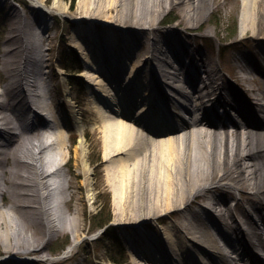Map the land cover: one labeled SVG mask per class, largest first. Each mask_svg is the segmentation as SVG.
Here are the masks:
<instances>
[{
  "label": "bare ground",
  "instance_id": "obj_1",
  "mask_svg": "<svg viewBox=\"0 0 264 264\" xmlns=\"http://www.w3.org/2000/svg\"><path fill=\"white\" fill-rule=\"evenodd\" d=\"M127 1L128 0H125L123 4ZM205 1L211 3L212 0H176L175 5L181 7L183 15L176 25L183 23L189 28L201 26L202 18L205 17L206 14V12H204V7L206 5ZM241 1V34L246 33L245 31L248 29L252 31V34L259 33L260 26L256 24V21L264 18V0ZM99 3L100 2H98V4ZM138 3L139 1L137 0L132 2L130 6V11L132 13H135L133 11L134 9L141 10L142 7H147L144 5L141 6V4ZM168 3L171 4L172 2L168 0ZM123 4L120 5L123 6ZM165 4H167L166 0H152L151 7H148L145 11L150 14L159 13L160 8ZM114 5L112 1L107 7L97 9L94 12H90L89 9L84 8L81 14L87 15L90 13V20L97 16L99 18L96 19L106 23L108 27L112 22L115 23V21L118 20L126 22L128 17L126 14L124 15L121 13L120 17L116 18L107 14V11L109 12ZM209 7L210 6H207L208 10ZM52 10L56 12L57 10L63 11L66 10V7L61 0H54ZM87 10H89V12ZM81 14H73L71 17L75 21H81ZM151 16L152 15L149 16V20H146V23L149 22L151 25H154L160 23L162 20L161 17L153 18V16ZM135 19L138 20L140 17L138 18V16H136ZM41 23H43V21ZM104 26L107 27L106 25ZM13 27L15 33L12 31L13 33L10 34L8 38L21 35L19 31H16V29L18 30L17 25ZM170 27L173 29L172 27L174 26ZM148 28V26L145 28L135 27L134 29L129 28V30L126 31H128L129 34L132 33V37L138 40V38H142L140 35L142 30ZM150 32H153V29L149 30V33ZM170 34L168 30L164 32L162 46L159 45V47L158 41L155 43L153 41L156 39V36L152 34L150 46L154 43L152 46L154 48V53L151 51L150 55L143 54L142 57H137L134 60L132 72H128V74L124 76L118 75L116 77L115 75L117 74L113 72V69H110L111 65L109 64L112 49L113 51L120 52L118 56L121 60L126 59L128 56H132L133 52L130 51L131 47L128 48L129 45H132L131 40L127 42L121 40V44L113 40L114 45L111 47L112 49H109V52H106L107 56L103 60L105 61L103 71L106 72L109 70V75L113 74L114 82L117 83V85L119 84V89L117 90L120 91L123 98V102L119 103V106H121L120 110H115L114 107L111 108V105L115 102L112 97L111 89L106 88L101 75L97 74L95 69L90 68L86 73H80L82 77L85 76L89 79H94L97 88L102 92L101 95L106 99L102 101L107 103L108 106L110 105V112L112 114H103L97 97L93 94L90 97L91 107L97 112V123L102 135L104 154L105 156L110 153L111 155H118L124 151L130 159L135 155L134 153L140 152L144 166L149 167L146 162L148 154L156 156L159 160L161 159V165L163 162L166 163V165H164L165 168L168 164H175L180 171V166L183 172L181 170L177 172L175 177L171 178V175H168V173L166 176L162 175L163 168L157 165L159 167L158 174H160L158 176L162 179L159 178V185L156 188V205L163 199L166 200V204H170V199L173 196L182 197L185 192H190V194H192V201H198V199L206 201V203L201 204L202 209H204L201 213L197 210L186 208V204L181 206V208H186V212L182 213L178 222L174 224V228L178 232L176 237L177 240L175 241L167 237V235H164L170 244L161 249L163 254L169 253V249L172 250L175 252L174 255L178 258L172 256L171 259L170 256L166 255L164 260L162 259L163 262L169 261L170 259V264H175V261H177L178 264H195L193 261L195 255L191 253V250H193L191 242H194V244L198 245L200 248L202 247V253L208 256L212 262L210 264H218L217 260L219 262L224 261L225 264H239L238 262H242V264H262L257 253L261 254L264 252V189H262L260 185L264 179V143H261V138H264V125L261 121L258 122V120H247L251 115V108L248 107L250 105L249 99L252 100L256 98V96L251 94L248 96L247 101V98L241 95L243 93L240 94L236 90H234V93L223 74L219 72L218 67L215 65L216 62L213 65L212 59L207 55H203L198 48L194 47L192 48L193 50H189L179 38L173 35L170 36ZM123 35L124 34H120L118 37L122 38ZM168 38H170V40ZM28 39V43L25 44L21 41L20 47L13 46L11 48L16 49L22 56L24 55L27 57V54L25 55L26 51L33 49L32 45L35 47L37 44L35 35L30 36ZM166 40L170 42L167 43ZM72 42L74 46H79L83 53L85 52V48H83L79 40L75 39ZM99 45L100 46H94L95 53L104 50L103 47H101L103 45ZM180 46L185 52L179 53L177 51V48ZM169 47H172L171 51L176 55V65L167 59L166 51L170 50ZM86 57L88 62L95 65V62L93 63L92 61V56L89 57L87 54ZM142 64L147 67V72L145 73H141V69H138ZM189 64H191L195 74L192 73L190 67H187ZM249 64L250 67L254 66V64L250 60L248 62L245 57L242 62L239 63L244 71L247 70ZM3 66L8 72L7 76H9V80L4 84L3 91L0 92V196L3 197L5 194L12 195V201L6 209L1 207L0 203V221L3 219L4 221H1V223L6 227H10V225L16 226V221L22 222L24 219L36 220L38 222L42 221V219H47V213H51V209H49L47 205L45 207L43 201H47V197L50 195L51 198L54 194H57L60 202L63 200L65 201V195L62 194L61 191H63L64 182H66L67 179L63 176V173L61 174L59 171L60 162H65L62 154H60V148L64 145V138L59 133L51 136L57 122L45 126L46 129L44 130L37 129L44 124L38 126L30 124L27 126L26 130L24 127L18 130L16 128L15 131L10 130L12 133L10 137L5 133L7 131L5 126H3L5 125L4 123H14L19 116H22L21 114L23 112L31 108L29 103L32 104L35 98L31 91L33 83L30 84L28 79L23 81L27 73V65H23L20 61L15 59L14 63L11 61V66L9 61H5ZM139 72L141 75H139ZM18 74L19 76L17 77ZM252 74L253 73H251V75ZM195 75L199 84L194 81ZM251 75L249 80H251V78L255 79V77ZM104 80H107V78H104ZM135 81L137 83H135ZM134 83L138 85L133 86ZM27 84L32 86L28 88V91H25L23 85L27 86ZM165 87H167L168 92L165 91ZM249 90L252 89L249 88ZM48 91L46 84H44L42 96H40L38 99L39 101L36 102L39 104L42 103ZM244 93H246V91ZM128 94L130 99L128 98ZM257 94L264 97V89ZM171 96L172 100H170ZM176 99L177 101H175ZM67 100L69 101L70 99L67 98ZM262 100H264V98ZM169 102L178 106L179 112L175 113L172 111L168 107ZM48 105L50 106V104ZM216 106L230 107L232 113L235 112L241 115L243 118L241 125H233L231 117L227 118V116H224L223 118L222 115H218L219 112L216 110ZM137 107L138 112H131V110ZM128 110L130 112H128ZM258 110L263 112L262 118H264V104L258 106ZM181 111H186V113L187 111L190 112L192 114L191 118L185 120ZM103 112H106V110L103 109ZM171 113L173 114L171 115ZM78 118L79 116L73 113L74 125L77 126L81 132L78 146L81 149L82 155L81 164L84 176L83 180L88 185V189H90V168L87 160L84 158L85 145L82 136L83 127L79 124ZM175 119L177 123L173 122ZM226 121L229 122L231 126H234L233 129H229L230 127L227 125L228 123H226ZM19 125H21V123ZM242 126L245 127V131L241 129ZM10 127L11 129L15 128L12 125ZM34 130H37L38 134L48 139L43 140L41 136L35 137L31 135ZM163 135L172 136L165 138L162 137ZM49 139L51 140L49 141ZM17 141L20 142L16 144ZM13 144L16 145L13 146ZM137 147H139L138 151L136 150ZM16 149H19V151ZM44 153H50L49 159L45 161L43 159ZM9 154H11L12 160L10 166H7ZM177 160H181L182 162L178 164ZM115 162L117 163V173L121 176L117 178H120L121 183L117 185L114 183L113 179H110L109 183L113 192H115V200L118 203H122L124 201L123 197L127 192L125 186L127 182L124 183L125 180L123 176L127 174L128 163L127 159L122 158L117 159ZM49 164L53 166V170L46 173L43 168ZM149 168L151 171H154V168L156 169L157 167L150 165ZM216 170H219V173L214 177ZM181 173L184 175H181ZM50 174H54L53 176H55L53 181L48 177ZM60 176L63 181L57 179V177L60 178ZM150 178L152 179L153 177L151 176ZM211 182L215 183L205 185ZM185 184L186 186L188 185V191L187 189L185 190V187H182ZM213 189L219 192L215 193L212 191ZM221 191L223 193L228 192L234 199L235 205L230 204L231 206H225L227 202L226 195L222 194ZM58 193H60V195H58ZM117 196H119L118 199ZM243 202L248 203V208L254 213L250 216L248 213L249 211L247 212V208H244L242 205L244 213L240 219H237L235 217V210L239 209L238 206L241 207ZM54 203L52 205L53 207ZM182 203L185 202L183 200L179 202V204ZM215 204L219 207L215 208L216 214L214 216V221L220 222V225L224 228L222 229L216 226V236L209 233V229H207L209 224H214L213 220L210 218L209 208ZM177 209L178 208L174 210L178 211ZM8 210H12V212L13 210L21 212L24 219L22 216H14L13 213ZM53 210L58 212L56 206ZM8 213H11L10 216H14L13 220L15 223L13 220H10L12 223L10 222L11 224L8 225L6 220V218L9 217ZM142 218L143 215L140 213L139 217L133 219L131 221L132 223L130 222V225L132 224L135 226L136 221L139 220L138 222H141L140 220ZM58 219L60 221L62 220V214L58 215ZM50 225L51 224L48 225L49 230H51ZM196 225L200 227L197 231L195 230ZM3 234L4 237L8 238L6 246H10L12 243L21 246L27 242L31 243L32 239V237L31 239L28 237L29 233L25 230H4ZM46 235L49 236V233L46 232ZM12 236L16 240L15 242H10L9 239ZM217 237L225 241L227 249L217 243ZM152 238H155V236L151 237L146 233L143 242H146L147 245H150L151 248L153 247L157 252L160 241ZM197 238L201 241L196 240ZM189 242L190 244H188ZM73 243L74 242L70 243L68 248H71ZM208 246L211 248H208ZM31 247L33 246H29V249H31ZM188 247H191L190 250ZM212 247H214V249ZM228 247L231 248L232 252H236L234 258H230V260L224 258V256H230V254H228ZM7 250L8 251H4V253L1 254L4 257L1 256L2 258H0V261L1 259L4 260L6 257H9L8 259L6 258L8 261H16L12 260L13 258L10 257L11 253L27 256V252L20 253L15 251L17 249ZM209 250L214 252L215 256H212ZM158 257L156 258L160 260L162 256L159 255ZM198 258L197 259L203 264L204 261H202L199 256ZM149 259L150 257L147 254L143 255V260L147 261ZM178 259L181 260V263H179ZM160 264H162L161 260Z\"/></svg>",
  "mask_w": 264,
  "mask_h": 264
},
{
  "label": "rangeland",
  "instance_id": "obj_2",
  "mask_svg": "<svg viewBox=\"0 0 264 264\" xmlns=\"http://www.w3.org/2000/svg\"><path fill=\"white\" fill-rule=\"evenodd\" d=\"M112 1L115 4V8L112 7L109 12L107 11V14L113 18L120 17L121 13L124 15L126 14L128 16L126 22H121V20L117 19L119 22L115 21L114 23L111 21L112 23L108 27L106 23L96 19L99 18L97 16L90 20V13L87 15L81 14L84 8L89 9L90 12H94L97 9L107 7ZM112 1L61 0L66 10H57V14H55L56 11H52L54 0H0V92L3 91L4 84L9 80V76H7L8 72L5 70L3 63L9 61L11 66V61L14 63L15 59L20 61L21 64L27 65V73L23 81L28 79V81H30L29 83H33V86L27 84L28 87L32 86L31 91L33 93L35 90H38L39 84L42 86L46 84L49 91L46 96H44L42 103L39 104L36 102L39 101L38 99L42 96V93L33 95L36 99H34L35 103H37L36 105L43 108L46 113L45 116L35 115V125L44 124L37 128L44 130L46 129L45 126L57 122L51 136L59 133L64 138V145L60 148V154H62L65 162H60L59 170H62L63 176L67 179V181L64 182L63 191H61L62 194L65 195V201L63 200L60 202L57 194H54L51 198L49 195L47 201L41 199L45 207L47 205V207L51 209V213H47V219H42L40 222L30 219L25 220L21 212L15 210L12 212V210H8L12 212L14 216H22L24 220L22 222L16 221L17 225L13 220L14 216L12 217L10 216L11 213H8L9 217L6 218L8 225L12 223L10 220H13L17 228L13 225L6 227L1 223V221L4 220L2 219L0 221V257L4 251H8L7 249H17L15 251L20 253L27 252V256L11 253L10 257L17 256L26 259L25 261H8L7 258L1 260L0 264H160V260L162 264H170V259L169 261L163 262L164 257L168 255L172 259V256L175 258L177 256L174 255L175 252L170 249L167 254L161 252L162 247H166L170 244L164 235L176 241L178 232L174 228V224L178 222L182 213L186 212V208L197 210L200 213L204 210L201 204L206 203V201L201 199L192 201V194H190V192H185L182 197L171 196L170 204H166V200L164 199L161 200L158 205L155 204L157 199L156 188L159 185V178L162 179L158 176L160 174H158L159 167L157 165L163 168L162 175L166 176L168 173V175H171V178L175 177L177 172L182 170L180 166V171L175 164H168L165 168L164 165H166V163L163 162L162 166L160 164L161 159L159 160L156 156L148 154L146 160L148 163L147 165H149V167L150 165L157 167L156 169L154 168V171H151L149 167L143 165L140 152L134 153L135 155L130 159L124 151L118 155H111L110 153L105 156L102 135L97 123V112L91 107L90 97L92 94L97 97L103 114H112L110 112V105L108 106L107 103L102 101L106 99L101 95L102 92L97 88L94 79H89L85 76L82 77L80 73H86L90 68L95 69L97 71L96 73L101 75L106 88L111 89L112 97L115 101L111 105V108L114 107L115 110H120L121 106H119V103L123 102V98L120 91L117 90L119 89V84L117 85V83L114 82L113 74L109 75V70L106 72L103 71L105 63L103 60L107 56L106 52H109V49L113 47V40L120 44L121 40H123V42L131 40L132 45H129L128 48L131 47L130 51L133 52L132 56H128L126 59L121 60L118 56L120 52L113 51L111 48L112 53L109 64L111 65L110 69H113V72L117 74H114L115 77L118 75L124 76L128 74V72H132L134 60L137 57H142L143 54L150 55V52L154 49L152 46L155 42L158 41V47L159 45L162 46L163 34L168 30L169 33H171L170 36L173 35L179 38L181 42L186 44L189 50L196 47L203 55H207L212 59L213 65L216 62L215 65L218 67L219 72L223 74L233 91L236 90L240 94L246 91L247 96H250L251 93L254 92L257 94L264 89V18L256 21V24L260 26L259 33L252 34V31L248 29L245 31L246 33L241 34V0H212L211 3L205 1L206 5L204 7V12H206V14L205 17L202 18L201 26L197 28H189L183 23L176 25L177 22L181 20V17H183L181 7L175 5L176 0H170L172 2L171 4L166 0L167 4L160 8L159 13L156 12L157 14H150L145 11V9L151 7L152 0H137L139 1L138 4L147 7H142L143 10L134 9L133 11L135 13L130 11V6L135 0H128L124 4L123 2H125V0ZM98 2L100 3L98 4ZM120 4H123V6ZM207 6H210L209 10ZM89 10L87 11L89 12ZM73 14H81V21L75 22L71 20V15ZM150 15H152L153 18L161 17V22L154 25H151L149 22L146 23V20L150 19ZM134 16H138L140 19L136 20ZM42 21L43 23H41ZM15 25L18 27L16 31H19L21 35L8 38L9 35L13 33L12 31L15 33L13 27ZM147 26L149 28L142 30L140 34L142 38H138V40L132 37V33L129 34V32L126 31L129 30V28H145ZM170 26H174L172 27L173 29H171ZM151 29H153V32L149 33ZM120 34H124L122 38L118 37ZM152 34L156 36V39L153 40L154 43L150 46ZM32 35H35L37 44L35 47L30 44L33 49L29 48L31 50L26 51L25 55L27 54V57L24 55L22 56L16 49L11 48L13 46L20 47L22 42L25 44L28 43L29 41H27V39ZM75 39L79 40L83 48H85L84 53L80 50L79 46L73 45L72 41ZM168 39L170 40V38ZM169 40H166V42H170ZM99 44L103 45L101 47H103L104 50L96 51L97 53H95L94 46H100ZM170 48L171 47H169V49ZM87 54L89 57L92 56L91 58L93 63L95 62V65L87 61ZM169 54L170 52L167 53V55ZM244 57L247 58L248 62L250 60L254 64L253 67H250L249 64L246 71L242 70V67L239 65ZM167 59L170 60L169 57H167ZM170 62L175 65L177 63L175 60ZM138 69H141V73L147 72V67L144 64ZM191 71H193V69H191ZM141 73L139 75H141ZM251 73L253 74L251 75ZM250 75L255 77V79L251 78V80H249ZM18 76L19 74L17 77ZM104 78H107V80H104ZM136 81L135 83H137ZM135 83L133 86L138 85ZM27 86L23 85L25 91H27ZM249 88H251L253 92L249 90ZM164 89L168 92L167 87ZM241 95L243 96V94ZM67 98L70 100L68 101ZM128 98L130 99L129 94ZM170 100H172V96ZM48 104H50V106ZM29 105H31V108L23 112L21 114L22 116L18 117V121H21L22 127H24L25 130L28 124L26 123L27 117L30 115L28 111L32 112L30 109H32V107L35 108L33 103H29ZM168 107L173 110L171 106ZM103 109H105L106 112H103ZM222 110L225 111L224 107ZM222 110L219 114L226 116L228 112H222ZM227 111L235 116L229 108ZM128 112L130 111L128 110ZM131 112H138V108L131 110ZM73 113L79 116V124L83 127L82 136L85 145L84 158L87 160L90 168V189H88V185L83 180L84 176L81 164L82 155L81 149L78 146L81 132L78 127L74 125ZM172 114L173 113H171V115ZM183 114H186L188 120L192 115L188 111ZM239 119V116L232 118L233 125H241L242 122ZM173 122L177 123L176 119L173 120ZM226 123H228L229 129H233L234 126H231L227 121ZM4 124L5 125H2L5 126V129L9 130L11 123L8 122ZM15 124L16 122L14 121L12 125ZM241 129L245 131V127L242 126ZM5 133H7L9 137L11 136V134H9L11 133L10 131ZM31 135L35 137L41 136L38 134L37 130H34ZM170 136L163 135L162 137L167 138ZM42 138L43 140L48 139ZM261 139V143H264V138ZM50 140L51 139H49V141ZM19 142L20 141H17L16 144ZM16 144H13V146ZM136 150L138 151L139 147H137ZM17 151H19V149ZM49 154L50 153H44V161L49 159ZM9 155V158H7V166H10L12 160L11 154ZM120 157L122 159H127L128 163L127 174L123 176L125 180L124 183L127 182L125 183L127 192L123 197L124 201L122 203H118L115 200V192H113L109 183L110 179H113L114 183L117 185L121 183L120 178H117L121 176L117 173V163L115 162L117 159H121ZM177 162L180 164L182 161L177 160ZM43 169L46 173H49L53 170V166L49 164ZM218 173L219 170H216L214 177H216ZM53 175L54 174L48 175L52 181L55 179ZM181 175L184 174L181 173ZM151 176L153 177L152 179L150 178ZM61 178V176L60 178L57 177V179L63 181ZM214 183L215 182L206 183L205 185ZM260 185L261 188L264 189V179ZM182 187H185L186 190L188 185L186 186L185 184ZM212 191L215 193L219 192L216 189ZM222 194L226 195L227 202L225 206L235 205L234 199L228 192H222ZM58 195H60V193H58ZM118 197L119 196H117V199ZM182 200L185 203L179 204ZM11 201L12 195L5 194L3 197L0 196L1 207L4 209L10 205ZM53 203L58 212L53 210ZM185 204L186 208H181V206ZM242 205L244 208H247V212L249 211L248 213L250 216L254 213L248 208V203L243 202L241 207L238 206L239 209L235 210V217L237 219H240L244 213ZM216 207L219 206L215 204L209 208L210 218L213 220L214 224H209L207 226L209 233H212L214 236L217 235L215 232L216 226L224 229L223 226L220 225V222L214 221ZM101 208L105 216H110L107 228L98 238L86 239L85 236L98 228L93 226V215ZM176 208H178V211L174 210ZM140 213L143 215V218L140 220L141 222H138V220L135 226L132 224L131 226L130 222L136 217H139ZM59 214H62L61 221L58 219ZM200 215L203 216L202 214ZM49 224H51V230H49ZM199 228L200 227L196 225L195 230L197 231ZM13 229L28 231V237L30 239L32 237L31 243L27 242L24 243L25 245L22 244L21 246L12 243L10 246H6L8 238L4 237L3 232L4 230L10 231ZM46 232L49 233V236L46 235ZM146 233L151 237L155 236V238L152 239L160 241L157 252L153 247L151 248L150 245L143 242ZM9 240L10 242L16 241L13 236L10 237ZM196 240L201 241L198 238ZM72 242H74L73 246L68 248V245ZM217 243L222 245L225 244V241L219 238ZM27 244H31L29 246L33 247L29 249ZM188 244H190V242ZM191 245L193 246L191 253L195 255L193 258L195 264H202L200 260H198V256L204 261L203 264L212 263L210 258L202 253V247L200 248L198 245L194 244V242H191ZM191 247H188V249L190 250ZM208 248L211 247L208 246ZM145 254L150 257L147 261L143 260V255ZM228 254H230V256H224L226 260L233 258L236 252H232L230 248V250L228 249ZM159 255L162 256L160 260H158ZM116 260H120L121 262L117 263ZM262 260H264V257L261 258V262ZM178 261L181 263V260L178 259ZM174 263L178 264L177 261ZM217 263L219 264L218 260ZM238 263L242 264V262Z\"/></svg>",
  "mask_w": 264,
  "mask_h": 264
},
{
  "label": "trees",
  "instance_id": "obj_3",
  "mask_svg": "<svg viewBox=\"0 0 264 264\" xmlns=\"http://www.w3.org/2000/svg\"><path fill=\"white\" fill-rule=\"evenodd\" d=\"M74 1V0H72ZM110 220V216L107 215L105 216L103 213V209L101 208L99 211H97L94 215H93V223H94V227H101L104 224H106L108 221ZM58 250V249H56ZM114 259V258H113ZM117 263H120V260H116Z\"/></svg>",
  "mask_w": 264,
  "mask_h": 264
}]
</instances>
